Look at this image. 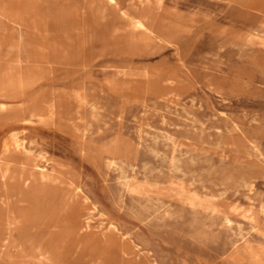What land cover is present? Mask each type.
Returning a JSON list of instances; mask_svg holds the SVG:
<instances>
[{"label":"rangeland","instance_id":"374dc122","mask_svg":"<svg viewBox=\"0 0 264 264\" xmlns=\"http://www.w3.org/2000/svg\"><path fill=\"white\" fill-rule=\"evenodd\" d=\"M90 1L0 0V264H264V0Z\"/></svg>","mask_w":264,"mask_h":264},{"label":"bare ground","instance_id":"6f19581e","mask_svg":"<svg viewBox=\"0 0 264 264\" xmlns=\"http://www.w3.org/2000/svg\"><path fill=\"white\" fill-rule=\"evenodd\" d=\"M89 1H90V0H89ZM91 1H92V0H91ZM91 1H90V2H91ZM236 1H237V0H236ZM98 2H99V1H98ZM113 2H114V1H113ZM94 4H95V3H94ZM139 5H140V3H139ZM0 6H1V5H0ZM11 6H12V5H11ZM80 7H81V6H80ZM88 7H89V6H88ZM88 7H87V8H88ZM95 7H96V6H95ZM89 8H90V7H89ZM91 8L93 9L92 6H91ZM90 11H91V10H90ZM121 12H123V11H121ZM16 13H17V12H16ZM10 14H11V13H10ZM94 14H95V13H94ZM122 14H124V13H122ZM152 15H153V14H152ZM125 16H126V14H125ZM134 17H135V16H134ZM127 18H128V17H127ZM11 19H12V18H11ZM17 19H18V18H17ZM128 19H129V18H128ZM131 19H132V18H131ZM135 19H136V18H135ZM13 20H14V17H13ZM8 21H9V20H8ZM14 21H15V20H14ZM131 21H133V19H132ZM133 22H134V21H133ZM137 22H139V25L142 24L140 19H137ZM139 25H138V26H139ZM148 25H149V24H148ZM142 26H143V25H142ZM59 52H60V51H59ZM63 53H64V52H63ZM61 54H62V53H61ZM262 55H263V54H262ZM60 56H61V55H60ZM60 56H59V57H60ZM63 57H64V56H63ZM66 57H68V56H66ZM59 59H60V58H59ZM56 61H57V60H56ZM54 62H55V61H54ZM57 62H58V61H57ZM21 63H22V62H21ZM223 76H224V75H223ZM218 79H219V78H218ZM0 85H1V84H0ZM223 91H224V90H223ZM0 105H1V104H0ZM8 105H9V104H8ZM3 106H4V105H3ZM147 108H148V107H147ZM144 117H145V116H144ZM97 120H98V119H97ZM26 122H27V121H26ZM161 135H162V134H161ZM5 148L7 149L6 146H5ZM122 202H123V201H122ZM7 211H8V210H7ZM172 232H173V231H172ZM173 233H174V232H173ZM111 234H112V233H111ZM5 235H7V234H5ZM12 237H13V236H12ZM118 245H119V244H118ZM111 246H112V245H111ZM41 247H42V246H41ZM97 247H98V245H97ZM179 247H180V246H179ZM117 248H118V247H117ZM132 249H133V248H132ZM121 250H122V249H121ZM123 254H124V253H123ZM192 256H193V255H192ZM187 258H188V257H187ZM106 259H107V258H106ZM118 264H119V263H118Z\"/></svg>","mask_w":264,"mask_h":264}]
</instances>
